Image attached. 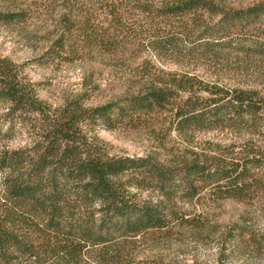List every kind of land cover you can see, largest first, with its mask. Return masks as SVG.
I'll return each instance as SVG.
<instances>
[{
	"label": "trees",
	"instance_id": "obj_1",
	"mask_svg": "<svg viewBox=\"0 0 264 264\" xmlns=\"http://www.w3.org/2000/svg\"><path fill=\"white\" fill-rule=\"evenodd\" d=\"M100 4L113 25H120L123 15L136 18L129 16L132 11L142 14L147 27H140L141 33L148 34L149 45L160 50L172 42L155 26L172 18L196 15V20L201 12H218L207 0L163 1L155 11L147 4ZM89 12L77 21L63 15L64 31L52 49L76 51L75 24L78 38L83 37L89 47H113L117 39L113 34L89 32L93 28ZM22 18L0 12L2 24ZM250 24L254 35L237 33ZM202 35L206 39L200 52L232 58L230 65L237 69L256 65L264 70V3L222 10L213 29ZM129 87L141 88L117 103L84 107L71 102L49 113L35 85L23 77L21 66L0 57V139H10L27 126L34 135L30 147L0 149V264H129L132 238L166 225L163 202L140 200L131 193L134 188L157 189L162 198L171 200L194 197L202 184L212 185L225 198L246 197L255 180L250 179L247 161L241 165L182 160L167 166L149 157H118L110 155L86 127L100 122L111 128L112 116L115 121L132 122L167 109L172 129L179 134L225 123L236 126L252 119L264 104L256 90L226 89L194 75L151 71Z\"/></svg>",
	"mask_w": 264,
	"mask_h": 264
},
{
	"label": "rangeland",
	"instance_id": "obj_2",
	"mask_svg": "<svg viewBox=\"0 0 264 264\" xmlns=\"http://www.w3.org/2000/svg\"><path fill=\"white\" fill-rule=\"evenodd\" d=\"M101 1L130 3L129 7L147 4L155 11L161 2L170 0H0V12L23 16L9 24L0 23V57L21 66L23 77L35 85L49 113L71 102L84 107L117 103L139 90L141 87L129 85L149 71L194 75L226 89L256 90L264 99V70L260 66L237 69L230 65L232 58L200 52L206 39L202 32L213 29L222 10H242L264 0H207L217 13L201 12L196 20V15L172 18L155 26L160 36L172 42L165 50L151 47L148 34L141 33L140 27H147L142 14L132 11L129 16L136 18L123 15V22L113 25L111 16L102 11ZM84 11L91 13L89 25L93 28L89 32L106 30L117 37L116 44L109 50L108 46L104 50L89 47L83 37L78 38L79 25L74 23L76 51L52 49L64 31L63 15L70 14V19L77 21ZM251 26L237 33L252 36ZM112 120L111 128L100 122L86 127L110 155L149 157L167 166L182 160L241 165L247 161L250 179H255L240 201L219 196L206 184H200L202 188L192 198L171 200L150 187L132 189L140 200L163 202L166 225L132 238L129 264H264V104L252 119L239 125L225 123L180 134L172 129L168 109L132 122L115 121L114 116ZM33 137L28 126L21 128L12 138L0 139V149L30 147ZM230 236L233 240L229 241Z\"/></svg>",
	"mask_w": 264,
	"mask_h": 264
}]
</instances>
